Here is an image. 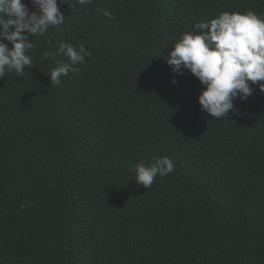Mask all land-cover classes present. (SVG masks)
Here are the masks:
<instances>
[{
  "label": "trees",
  "instance_id": "trees-1",
  "mask_svg": "<svg viewBox=\"0 0 264 264\" xmlns=\"http://www.w3.org/2000/svg\"><path fill=\"white\" fill-rule=\"evenodd\" d=\"M57 7L64 23L29 37L32 68L0 79V264H264V93L211 118L166 62L196 23L264 19V0ZM60 42L91 56L52 85L41 53ZM163 156L174 171L137 184L134 165Z\"/></svg>",
  "mask_w": 264,
  "mask_h": 264
},
{
  "label": "clouds",
  "instance_id": "clouds-1",
  "mask_svg": "<svg viewBox=\"0 0 264 264\" xmlns=\"http://www.w3.org/2000/svg\"><path fill=\"white\" fill-rule=\"evenodd\" d=\"M81 5L92 0H78ZM31 5V10L28 5ZM103 16L113 19L112 13L97 9ZM65 17L57 7V0H0V79L5 73L24 75L32 68L29 53L35 43L29 37H44L50 28L62 25ZM199 34L185 32L168 52L166 62L175 75L187 70L202 86L197 97L200 109L211 118L228 117L234 110V101H246L253 94L252 85L264 93V19L254 11L222 12L209 21L196 23ZM11 45V47H9ZM63 56L64 61L55 59ZM91 56L83 45L76 48L60 42L56 51L44 50L42 60H53L55 67L48 74L52 85H60L61 77L78 73L77 65ZM177 81L172 80L175 84ZM259 82V83H258ZM175 164L167 156L154 162L141 161L134 165L135 181L143 188L151 187L156 177L174 171Z\"/></svg>",
  "mask_w": 264,
  "mask_h": 264
}]
</instances>
